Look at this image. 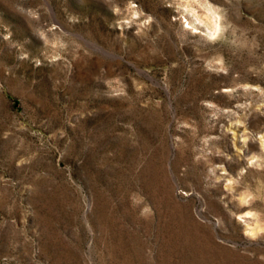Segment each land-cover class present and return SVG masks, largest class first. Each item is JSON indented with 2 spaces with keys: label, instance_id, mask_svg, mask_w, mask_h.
<instances>
[{
  "label": "rangeland",
  "instance_id": "obj_1",
  "mask_svg": "<svg viewBox=\"0 0 264 264\" xmlns=\"http://www.w3.org/2000/svg\"><path fill=\"white\" fill-rule=\"evenodd\" d=\"M0 264H264V0H0Z\"/></svg>",
  "mask_w": 264,
  "mask_h": 264
},
{
  "label": "clouds",
  "instance_id": "obj_2",
  "mask_svg": "<svg viewBox=\"0 0 264 264\" xmlns=\"http://www.w3.org/2000/svg\"><path fill=\"white\" fill-rule=\"evenodd\" d=\"M209 7L211 6L209 5ZM220 20H221V17L219 15L214 16L213 24L215 25L216 32L220 31ZM213 39H215V36L213 37Z\"/></svg>",
  "mask_w": 264,
  "mask_h": 264
}]
</instances>
